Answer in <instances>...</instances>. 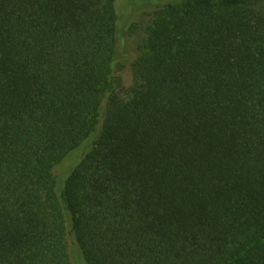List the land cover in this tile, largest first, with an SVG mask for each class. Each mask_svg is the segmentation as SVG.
<instances>
[{
  "label": "trees",
  "instance_id": "trees-1",
  "mask_svg": "<svg viewBox=\"0 0 264 264\" xmlns=\"http://www.w3.org/2000/svg\"><path fill=\"white\" fill-rule=\"evenodd\" d=\"M152 1L0 0V264H264V0Z\"/></svg>",
  "mask_w": 264,
  "mask_h": 264
},
{
  "label": "rangeland",
  "instance_id": "rangeland-1",
  "mask_svg": "<svg viewBox=\"0 0 264 264\" xmlns=\"http://www.w3.org/2000/svg\"><path fill=\"white\" fill-rule=\"evenodd\" d=\"M154 6L155 3L152 0H118V9L123 25L127 26L125 35L126 50L132 54V57L138 56L144 45L143 25L152 19L155 11ZM131 26L135 27L129 31ZM118 75L122 77L125 87L129 88L133 85L134 75L130 62L124 63L119 68ZM70 165L74 166L75 161L67 160L64 164H60L55 168V175L61 183L67 177ZM74 254L76 256L74 261L78 264H84L79 259L78 254L76 252Z\"/></svg>",
  "mask_w": 264,
  "mask_h": 264
}]
</instances>
